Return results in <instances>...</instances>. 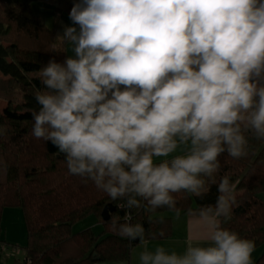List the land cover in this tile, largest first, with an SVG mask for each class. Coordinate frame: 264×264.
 Here are the masks:
<instances>
[{
	"label": "clouds",
	"instance_id": "1",
	"mask_svg": "<svg viewBox=\"0 0 264 264\" xmlns=\"http://www.w3.org/2000/svg\"><path fill=\"white\" fill-rule=\"evenodd\" d=\"M69 19L58 37L73 55L39 69L32 136L122 201L111 227L143 245L140 264H253L254 241L222 226L227 175L214 205L187 210L200 235L183 251H149L131 210L179 220L175 194L202 196L222 154L246 157V133L264 140V0H76Z\"/></svg>",
	"mask_w": 264,
	"mask_h": 264
},
{
	"label": "trees",
	"instance_id": "2",
	"mask_svg": "<svg viewBox=\"0 0 264 264\" xmlns=\"http://www.w3.org/2000/svg\"><path fill=\"white\" fill-rule=\"evenodd\" d=\"M33 1L0 0V99L7 102L0 108V128L4 129L0 135V232L3 210L19 208L26 229L24 264L128 261L132 247L140 242L121 237L111 227L112 219L123 222L126 210L118 207L122 201H111L90 180L69 174L58 149L31 134V111L39 109L34 94L43 90L39 69L50 59H65V45L58 35L68 26L76 0H69L64 9H54L51 27L31 12ZM246 136L248 155L235 159L222 154L216 182L208 181L202 196L181 192L175 198L181 213L214 205L217 184L227 175L236 188V204L231 219L222 226L254 241L257 247L264 242V140H257L251 132ZM108 203L114 209L104 220L101 212ZM131 211L132 222L144 226L146 240L171 234L170 218L161 215L166 208L153 213ZM90 215L101 225L98 233L89 227L72 231L76 222ZM253 264H264V253Z\"/></svg>",
	"mask_w": 264,
	"mask_h": 264
},
{
	"label": "crops",
	"instance_id": "3",
	"mask_svg": "<svg viewBox=\"0 0 264 264\" xmlns=\"http://www.w3.org/2000/svg\"><path fill=\"white\" fill-rule=\"evenodd\" d=\"M6 209L3 210L1 223H3V221H10V225L8 226L9 230L17 228L19 231L21 230V234L15 237L12 234L9 235L7 233V225H3L4 230H6L5 232H3L2 226L0 232V264H24L25 250L23 247L26 244V229L23 214L21 211L22 216H20V214H17L16 210ZM161 215L170 218L172 228L171 234L163 239L147 240L149 251H154L157 246L163 245L168 250L180 252L184 250L187 238H195L200 235L198 225L195 223V217L186 215V213H181V218L176 220L174 213L170 211L163 212ZM90 226H99L95 218ZM94 227H92V229ZM143 250V245L137 243L132 247L128 261H99L97 264H140L139 254Z\"/></svg>",
	"mask_w": 264,
	"mask_h": 264
},
{
	"label": "rangeland",
	"instance_id": "4",
	"mask_svg": "<svg viewBox=\"0 0 264 264\" xmlns=\"http://www.w3.org/2000/svg\"><path fill=\"white\" fill-rule=\"evenodd\" d=\"M71 1L69 0H34L31 4V12L39 17H41L45 24L49 27H51L54 23V9L57 7V8H61V9H64L65 7L68 6V4L70 3ZM64 12V11H62ZM72 22L71 20L68 18V26H71ZM65 50L67 52V55L71 56L73 55L72 53V50H71V46H66L65 45ZM0 77H2V75L0 74ZM7 105V102L6 100L4 99H0V108L3 109L5 106ZM236 189V188H235ZM234 189V194L235 193V190ZM6 210H16L17 214H20L21 215V210L19 208H10V209H6ZM7 216V215H6ZM12 216V215H10ZM17 216V215H16ZM93 219L94 217L92 215L86 217L85 219L79 221V222H76L73 227H72V231L73 232H79L83 229H86V228H92L94 226H90L91 223L93 222ZM2 226L4 225H7V233L9 235H13L14 237L17 236V235H20L21 234V230L19 231L17 228L16 229H10L9 230V225H10V221L7 222V221H3V223H1ZM99 225V224H98ZM4 226H3V232H5L6 230H4ZM21 226V225H20ZM94 232L98 233L100 230H101V225H99L98 227H94L93 228ZM4 234V233H3ZM264 253V242L262 244H260L259 246L255 247V250L254 252L252 253V260H253V263L254 261L259 257L261 256L262 254Z\"/></svg>",
	"mask_w": 264,
	"mask_h": 264
},
{
	"label": "water",
	"instance_id": "5",
	"mask_svg": "<svg viewBox=\"0 0 264 264\" xmlns=\"http://www.w3.org/2000/svg\"><path fill=\"white\" fill-rule=\"evenodd\" d=\"M114 209L113 205L108 203L104 206L102 212H101V217L104 219V220H107L109 219L110 217V212Z\"/></svg>",
	"mask_w": 264,
	"mask_h": 264
}]
</instances>
